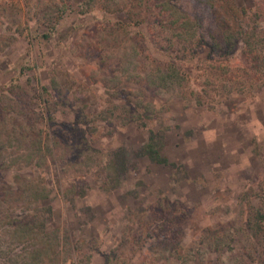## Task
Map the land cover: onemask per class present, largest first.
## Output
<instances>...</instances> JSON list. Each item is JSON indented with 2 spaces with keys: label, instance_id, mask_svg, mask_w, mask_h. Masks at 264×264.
<instances>
[{
  "label": "rangeland",
  "instance_id": "obj_1",
  "mask_svg": "<svg viewBox=\"0 0 264 264\" xmlns=\"http://www.w3.org/2000/svg\"><path fill=\"white\" fill-rule=\"evenodd\" d=\"M174 1L199 16L209 40L224 14L221 0L215 8ZM62 2V17L46 26L53 11L44 20V9ZM68 2L0 0V126L11 137L1 130L0 157L24 155L47 139L53 151L46 157L55 161L40 174L52 187L53 222L67 224L74 254L88 264H264V219L257 218L264 211V53L246 63L239 40L228 56L216 55L220 76L229 75L226 66L235 76L247 66L256 79L242 91L208 90L203 103L179 100L172 89L143 87L172 51L153 0ZM207 50L203 44L185 63V87L199 88L208 74L194 65L210 59ZM140 110L152 116L147 125L164 128L177 165L134 157L126 179L108 192L94 165L115 145L142 141L147 131L133 119ZM18 168L2 170L6 182L18 185L14 174L30 173ZM57 178L63 187L84 186L85 195L75 194L72 206Z\"/></svg>",
  "mask_w": 264,
  "mask_h": 264
},
{
  "label": "trees",
  "instance_id": "obj_2",
  "mask_svg": "<svg viewBox=\"0 0 264 264\" xmlns=\"http://www.w3.org/2000/svg\"><path fill=\"white\" fill-rule=\"evenodd\" d=\"M153 1L154 7H159L158 16L155 18L157 22H161V26H157L158 31L165 34V38L169 40L166 47L171 45L172 51L167 53L168 58L162 65L160 63L156 65L157 74L155 73L150 78L148 76L146 78L148 84L143 87L147 88L151 85L154 88L172 89L175 91L174 97H178L179 100L186 98L203 103V99L211 94L208 90L222 87L230 92V88L238 87L237 89L242 91L250 78L256 79L250 76L247 66L238 69V76L233 74L236 69L231 71L226 66L225 70L229 72V75L221 77L222 72L220 71L223 69L219 66L220 64L216 65L214 59L219 53L224 56L231 54L240 40L246 63L251 59L255 63L258 62L259 55H262L261 51L264 53V27H262L264 26L262 24L264 0H247V2L221 0L220 5L223 6L224 14L221 15L220 20H217V27L208 32L209 40L202 33L203 26H200L198 15L191 14L174 0ZM205 1L210 7L219 6L216 0ZM47 7L42 13L44 20L45 12L49 11V8L53 12L49 14L50 18L46 16V26H55L62 17L66 4L64 2L60 5L51 3ZM146 7L147 5L144 6ZM122 27L123 30L128 28V26ZM43 35L47 36V33ZM206 43L208 46L206 55L210 58L207 60L210 61L209 64L207 61L203 62L204 58L198 57V62L194 65H197L198 69L207 70L208 74L198 83L199 88L185 87L186 82L190 81L187 72L189 69L186 68L185 63L195 57L201 46ZM120 81H127V79L121 78ZM259 84H264V79ZM144 111L140 110L139 115L133 118L139 127L147 131L142 141L131 149L119 143L109 150L105 163L94 165L96 166L95 177L100 179V185L108 192L119 187L126 179L129 169L134 164V157L143 156L153 163L165 166L177 165L169 158L166 151V146L170 142L169 136L164 128L147 125L146 119L152 116L144 115ZM2 129H4L7 140H10L9 129L7 132L6 127L0 126V132ZM40 140L39 138L35 150L26 152L24 155L17 154L10 158L0 157V264H63L68 257L72 259V264H88L87 257H77L74 254L77 245L72 243L67 224L57 225L53 222L52 187L40 172L43 169V163L47 164L48 160L55 161V158L54 156L50 159L46 157L47 153L50 155L53 151L51 144L47 143L46 139L41 146ZM58 141L53 140L52 145H56ZM25 165L29 167V174H14L13 182L17 183L19 179L18 185L6 182L5 175L1 173L3 169L10 167L19 169L18 167ZM37 169L39 173L35 175ZM56 181L59 191L72 206L75 194L83 196L86 193L84 186L80 187L70 183L63 187L58 178ZM82 210L89 213L91 208L86 205ZM257 215L258 221L264 219V211H259Z\"/></svg>",
  "mask_w": 264,
  "mask_h": 264
}]
</instances>
